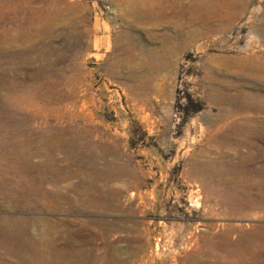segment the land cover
<instances>
[{
    "label": "rangeland",
    "instance_id": "374dc122",
    "mask_svg": "<svg viewBox=\"0 0 264 264\" xmlns=\"http://www.w3.org/2000/svg\"><path fill=\"white\" fill-rule=\"evenodd\" d=\"M217 1L0 0V264H264V106L208 76L259 85L264 0Z\"/></svg>",
    "mask_w": 264,
    "mask_h": 264
},
{
    "label": "bare ground",
    "instance_id": "6f19581e",
    "mask_svg": "<svg viewBox=\"0 0 264 264\" xmlns=\"http://www.w3.org/2000/svg\"><path fill=\"white\" fill-rule=\"evenodd\" d=\"M227 1H228V4H233L235 6L243 5L242 6L243 8H240V9L235 10V11L233 10L231 12L232 15H234V16L235 15L237 16L238 14L243 13L246 10V7H245L246 3L244 0H218L217 5L215 6V10L221 9L220 8L221 6L224 7L227 4ZM126 3H130L129 0H127ZM186 11H188V10H186ZM213 14H214V17L212 18L213 20L218 19L222 22V25L226 24L225 21H227V16H223L222 14H218L215 12ZM181 20H183L186 24H189V25L190 24L192 25L193 23H195V18H187V20L185 21L184 18L181 17ZM181 33H182V31H181ZM263 36H264V33H263ZM223 61H225L224 63L228 67H230L232 65L233 66L236 65L234 67H238V68L240 67L239 69H241V70L246 68L247 70H249L251 72V74H252L251 77L254 78V79L253 78L252 79L257 81L256 83H258L259 85H252V84H250V82L249 83L248 82L243 83L244 81L242 82V84L237 85L233 80H230V78L228 77L229 76L228 74L227 75L224 73L220 74L221 72H217L216 69L214 70L211 68L208 76L214 77L216 79V80H213V85L216 84V87H218V88L219 87L220 88H227V89L232 90V91L241 90V92L247 93V95H245L246 96L245 99H246L248 104L253 105V106H260V107L264 106V98L259 97L260 96L259 95L260 90L263 89V87H264V53H260V54L254 55V56L246 57V58L240 59V60L224 59ZM212 64H214L216 66H220L214 62H212L211 65ZM234 76H236V75H234ZM247 77H249V76L247 75ZM263 97H264V95H263ZM232 143H233V141H232ZM246 144H247V142H246ZM249 150H251V149H249Z\"/></svg>",
    "mask_w": 264,
    "mask_h": 264
}]
</instances>
